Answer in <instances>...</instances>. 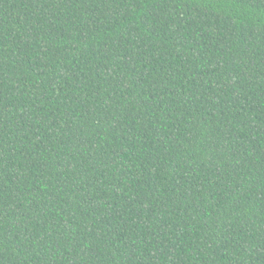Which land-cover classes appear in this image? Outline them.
Instances as JSON below:
<instances>
[{
	"label": "trees",
	"instance_id": "16d2710c",
	"mask_svg": "<svg viewBox=\"0 0 264 264\" xmlns=\"http://www.w3.org/2000/svg\"><path fill=\"white\" fill-rule=\"evenodd\" d=\"M0 264H264V0H0Z\"/></svg>",
	"mask_w": 264,
	"mask_h": 264
}]
</instances>
